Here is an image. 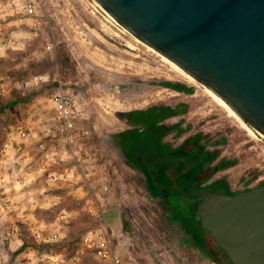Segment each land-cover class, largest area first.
<instances>
[{"label":"rangeland","instance_id":"rangeland-1","mask_svg":"<svg viewBox=\"0 0 264 264\" xmlns=\"http://www.w3.org/2000/svg\"><path fill=\"white\" fill-rule=\"evenodd\" d=\"M90 19L87 17L89 31L85 38L75 35L62 22L56 24L55 38L59 43L54 52H48L43 47L42 32L35 36L32 29L22 26L15 19L10 21L11 19L0 18V38L7 39L10 34L14 38V42L9 46H0V107H6V110L0 111V145L10 128L19 123L24 124L30 114L34 115L32 121L41 114L50 115L52 118L54 110L50 101V84L56 83V88L61 85L68 90L79 103L81 121L86 122L91 129L100 153L113 160L112 166L117 168L119 180L126 187V192L130 193L129 197L125 193L127 207L121 210L122 236L115 239L126 244L124 257L126 262H129L131 255L137 254L135 242L139 240L149 241L145 243L146 251L154 254L157 251H166V248L170 250L175 245L162 232L159 220L162 219L161 216H165V212H159L161 208L158 207V201H153L144 192L143 178L125 165L116 151L109 147V137L127 128L125 124L115 120L118 113L133 108L184 102L186 113L168 121L185 129L173 142L177 143L181 138L195 133H202L203 140L220 133L218 137H224L226 142L223 147L225 155H230L237 161V166L232 169V178L252 174L255 181L264 177V142L251 139L233 117L228 116L211 100L203 87L194 81L189 82L181 76H175L170 66L161 61L158 54L148 50L108 17L109 21L101 17L98 21ZM58 49L65 51L69 59L67 64L59 63ZM162 81L183 84L192 88V92L181 94L153 85ZM30 93L34 95L26 101L21 100L14 106L9 105ZM141 116L142 119L147 118L146 113ZM49 123L52 125V122ZM147 129L151 131L153 128L150 125ZM142 132H146L144 128ZM39 136L36 132V137ZM54 139L47 141V145L55 150L57 146ZM166 139L171 141L172 138L167 136ZM17 155L20 156L21 162L15 170L23 168L21 174L24 185L14 188L13 179L9 178L6 180V186L0 188V193L2 189L6 190L12 206L11 212L0 209V264H25L28 261L27 258L9 259V239H6L5 234L10 227L6 217L12 216L16 219L14 221L18 229L13 241L22 239L24 242L36 243L26 223L33 219L53 223L60 213L66 214L69 221L66 228L58 226L60 231H65L62 234L67 237L64 238L66 240L60 241L65 244L55 249L60 250L64 260L62 263L98 264L88 252L80 255L78 262L71 260L80 249V237L88 227L89 218L83 212L84 200L77 192L80 182L76 183V173L72 170L69 158L58 154L56 163L43 173L38 170L40 154L35 146L32 145L27 151ZM0 159L6 168V158L2 156L1 150ZM23 160L29 161L26 167L22 164ZM28 167L35 168L34 183L33 180L26 179L24 172ZM49 173H55L57 180H51ZM115 193L116 198H122L124 194L117 188ZM167 200L177 213H188L176 197L169 195ZM113 231L116 235L114 227ZM55 250L48 249L49 252Z\"/></svg>","mask_w":264,"mask_h":264},{"label":"water","instance_id":"water-1","mask_svg":"<svg viewBox=\"0 0 264 264\" xmlns=\"http://www.w3.org/2000/svg\"><path fill=\"white\" fill-rule=\"evenodd\" d=\"M219 98L264 142V0H91ZM232 264H264V188L234 196L165 184Z\"/></svg>","mask_w":264,"mask_h":264},{"label":"built area","instance_id":"built-area-1","mask_svg":"<svg viewBox=\"0 0 264 264\" xmlns=\"http://www.w3.org/2000/svg\"><path fill=\"white\" fill-rule=\"evenodd\" d=\"M87 17L98 21L99 17L109 21L106 15L90 0H0V18H12L26 26L37 36L42 32L43 47L54 52L59 41L55 38V25L63 23L75 35L85 38L89 31ZM90 19V20H91ZM84 40V39H83ZM1 47H7L14 38L0 40ZM53 105L54 132L57 149H50L47 141H35L36 133L32 127L19 123L10 128V132L0 145L1 154L7 167H0V188L6 186V180L13 179L14 186H23L24 180L15 167L20 152L27 151L32 145L40 154L38 170L46 172L56 163L58 154L65 155L72 163V170L81 184L83 193V210L92 224L80 237V249L71 260L78 262L84 252L90 253L98 264H127L121 246L114 235L113 224L108 221V211L127 207L125 199L116 198V188L123 191L124 184L119 180V172L112 166L111 159L104 157L94 142L91 129L81 121L80 105L75 97L59 85L51 94ZM19 167V166H18ZM12 168V169H11ZM6 170V173H5ZM10 171V172H8ZM20 174V175H19ZM55 173H49L51 180H57ZM8 177V178H7ZM6 190L0 193L1 211L11 212L12 206ZM60 220H66V214H60ZM121 223V221H120ZM14 228L6 232V239L14 235ZM36 241L55 242L57 234L44 235L39 230L32 232ZM62 259L49 256L35 263L26 264H60Z\"/></svg>","mask_w":264,"mask_h":264},{"label":"flooded vegetation","instance_id":"flooded-vegetation-1","mask_svg":"<svg viewBox=\"0 0 264 264\" xmlns=\"http://www.w3.org/2000/svg\"><path fill=\"white\" fill-rule=\"evenodd\" d=\"M182 105H184L186 110V104L181 101L174 105L160 104L157 106L174 108ZM179 116H168L163 120V127L167 129L170 126H177L171 131H166L161 140L162 145L166 149L171 150L169 152L171 156L166 157L168 163L165 168V174L168 177V181L174 180L179 187L198 193L224 196H234L252 189L264 188V177H260L255 181L252 174L232 178V169L237 166V161L230 155H225L223 147L226 142L224 137H218L220 133L214 134L205 140L201 139L202 133L198 135L195 133L181 139L179 138L180 140L174 143L173 140L178 139L185 132V129H181V125L178 126L168 121ZM158 126L161 127V125ZM167 136H171V141L166 139ZM112 148L121 158L119 149L115 146ZM182 149L186 153H183ZM175 152L178 153L175 154ZM121 160L123 161L122 158ZM137 173L143 178L139 172ZM143 183L145 185V181ZM169 194L174 196L171 192ZM147 195L153 201H158V207L161 208L159 212L161 210L165 212V216H161L162 219L159 220L160 227L163 229L162 232L170 242L179 247L178 250L182 254L191 257L193 260L195 259L198 264H232L225 251L220 249L214 242L210 233L198 227L194 216L183 204V207L188 212L187 214L177 213L167 200V197L159 199L156 196ZM174 197L179 200L177 196ZM168 250L169 248H166V252ZM173 250L171 248L169 253L174 255L177 263L181 259H178Z\"/></svg>","mask_w":264,"mask_h":264},{"label":"trees","instance_id":"trees-1","mask_svg":"<svg viewBox=\"0 0 264 264\" xmlns=\"http://www.w3.org/2000/svg\"><path fill=\"white\" fill-rule=\"evenodd\" d=\"M58 60L60 64H67L69 59L64 50L58 49ZM153 85L170 89L183 94H190L192 88L183 84L171 81H162L154 83ZM50 91L56 89V83L49 85ZM34 93H30L27 97L20 100L9 103L14 106L19 101H26L32 97ZM6 110V107H0V111ZM186 112L184 105L180 107H163V106H151L144 111H132L129 113H118L116 116L126 125L129 129L111 135V142L113 146L119 149L120 155L123 161L131 169L139 172L145 181L144 189L148 194L156 196L159 199L166 198L169 192L166 189L165 184L168 182V177L165 174V168L167 166L166 157L171 156V153L162 145L161 140L164 137L166 131H171L177 126H170L169 129L163 127V120L168 116H179ZM147 118L142 119L141 114H145ZM152 126V130L148 131L147 127ZM158 125H161L158 126ZM142 128L146 132H142ZM147 129V130H146ZM197 139V138H196ZM166 149V150H165ZM183 153H186L182 149ZM178 152H175L177 154ZM92 224L91 220H88L87 226ZM65 243L54 244H36L34 242H25L24 246L31 247L33 249L42 251L48 249H57V247L64 245Z\"/></svg>","mask_w":264,"mask_h":264},{"label":"crops","instance_id":"crops-1","mask_svg":"<svg viewBox=\"0 0 264 264\" xmlns=\"http://www.w3.org/2000/svg\"><path fill=\"white\" fill-rule=\"evenodd\" d=\"M9 19H11L10 21H12V18H7L5 20H9ZM15 25L18 26L17 24H15ZM11 33H13V32H11ZM8 37H12L13 38V35L10 34V35H8ZM0 40H1V38H0ZM0 50H2V49L0 48ZM148 108L149 107H147V108H133V109L125 110L123 113H129V112H132V111H144V110H146ZM32 116H34V115L30 114L28 116V118H26L24 124L27 125V127H32V129L34 131H36L40 135L39 137H36L35 141L38 142L39 140H44V141L50 142L51 140H53V137L51 136V134H53L54 129H55L54 121L52 119L53 116L51 118L50 115L49 116H44V115L42 116V114H41L40 116H38L36 118V120H33V121H32ZM41 117H42V122H40ZM115 120L117 122H119V123L120 122L123 123V121H121L119 118H117V116L115 117ZM49 122H52V125ZM126 127L127 128L124 129V130L129 129V127L127 125H126ZM118 133H120V132H118ZM109 138H110L109 139L110 140L109 141V145H110L109 147L112 148L113 144L111 142V137H109ZM108 159H110V157H108ZM20 162L18 160V163H20ZM27 162H29V161L23 160L22 161L23 166L26 167L28 165ZM3 164H4L3 160L0 159V167H1V169L4 168ZM124 164H125V162H124ZM14 167H18V164L16 166H12V168H14ZM33 169H35V168L29 169V167H28V168H26V170H25L26 172H24V173L26 174V179H28V181H32L33 180L32 182L34 183L35 182L34 179L36 178V176L34 175L35 170H33ZM77 182H78V180H76V183ZM80 186H81V184H80ZM80 186L77 189V192H79V195L81 196V198L83 200L82 188ZM16 187L17 186H14V188H16ZM120 192L124 193L123 196H122V199H127V197L124 198L125 193H127L125 186H124L123 191H120ZM146 194H148V192H146ZM126 196L129 197L130 193H127ZM42 206H44V205H42ZM121 210L122 209H119V210H116V211L115 210L108 211V221L111 224H113V227H114L115 231L117 232L116 239L119 238V237L121 238V236H122L123 223H122V219H121ZM61 212H63V211H61ZM60 214L57 216L56 220L53 223H45L43 221H39L38 222V221H36L34 219H33V221H29L28 223H26V225L29 226L28 228L30 230L31 236H33L32 232L34 230H39L44 235H52V234H57L58 235V240L55 241V242H50V243H46V242L44 243V242H41V241H36L35 238L33 237V239L36 242V244H43V245L54 244V243L60 242L61 240L62 241L66 240V239H64V238H67V237H65L66 235L62 234L65 231L61 230L62 231L61 232L59 230L58 226L61 225L60 227L63 226V227L66 228L68 226L67 224H69V221L67 219L66 220H60L59 219ZM5 220L8 222L9 227L10 228H14V230L16 231V232H14V235H13L12 239H10L9 242H8L9 243V247H8L7 254H8L10 260L12 258L14 259V257H16V258H27L28 261L26 263H28V262L35 263V262H37V261H39V260H41V259H43L45 257L55 256V257H58V258L62 259V262L64 261L63 258H62L60 250H55V251H50V252L48 250L39 251V250L33 249L31 247L24 246L25 242L22 241V239H17L16 241H13V239L16 238L15 235H16L17 229H18L17 223L15 222L16 219L14 217H12V216H8V217H6ZM89 220H90V218H89ZM120 221H121V223H120ZM31 224H34V226L32 227ZM35 224H37V226ZM117 241L119 242V244L121 246V251L125 255L126 248H124V246H126V244H124V242H121V240L120 241L117 240ZM145 243H149V241L140 242V240H139V241L135 242V249L137 250V254L134 255V256L131 255V259H130L131 261L127 262V264H198V262H196L195 259L193 260L191 257L185 256L184 254L179 252L178 251L179 247L178 246L176 247V245H175V247H173L174 253H175L176 256H178V259H181L177 263H176L174 255L170 254L169 252L157 251V253H155V254L152 253L151 251L147 252L146 248H145V245H146ZM9 263H11V261ZM60 264H63V263H60Z\"/></svg>","mask_w":264,"mask_h":264},{"label":"bare ground","instance_id":"bare-ground-1","mask_svg":"<svg viewBox=\"0 0 264 264\" xmlns=\"http://www.w3.org/2000/svg\"><path fill=\"white\" fill-rule=\"evenodd\" d=\"M98 7V6H97ZM138 41V40H137ZM148 50H152L150 48L147 47ZM153 51V50H152ZM154 52V51H153ZM155 53V52H154ZM155 55H157V53H155ZM159 56L160 60L163 61L164 63L168 64L170 66V68L172 69V71L174 72L175 76H181L182 78H184L186 81L189 82H193V79L190 78L188 75H186L183 71H181L177 66H175L174 64H172L171 62H169L167 59H165L164 57ZM205 93L211 98V100L219 107H221L230 117H233L240 125V127L246 132V134L253 140H260L259 138H257V136L248 128L246 127L241 120L219 99L217 98L215 95H213L209 90L203 88Z\"/></svg>","mask_w":264,"mask_h":264}]
</instances>
